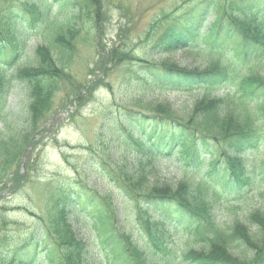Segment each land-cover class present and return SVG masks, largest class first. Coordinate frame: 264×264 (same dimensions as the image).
<instances>
[{
    "label": "trees",
    "instance_id": "1",
    "mask_svg": "<svg viewBox=\"0 0 264 264\" xmlns=\"http://www.w3.org/2000/svg\"><path fill=\"white\" fill-rule=\"evenodd\" d=\"M53 8L63 16L62 21L55 17L49 20ZM82 8L77 0H0V111L9 95L8 67L23 55L28 30L41 24L48 43L43 50L51 58L42 60L29 77L24 73L11 75L27 78L33 103L48 98L59 70L64 68L67 36L77 29ZM211 15L216 21L207 26ZM166 26L153 48L160 52L195 49L210 59L204 67L190 69L147 63L136 72L144 81L139 89L200 91L210 104L181 115L171 108L168 111L165 104L161 110L148 103L147 113L126 108L121 114V130L115 134L125 155L147 160L173 158L193 179L181 184V193L158 186L144 189L142 178H129L115 168L111 173L100 161L98 170L120 195V203L134 213L130 222L133 229L117 225L110 193L93 191L79 179L59 182L51 201L58 206L56 216L61 215L63 223L66 220L63 244L58 247L40 225L12 244H4L1 236L0 264L86 263L87 246L81 238L73 237L68 221L69 213L78 207L84 214L85 206L90 210L97 246L111 264H264V214L251 216L261 230L256 240L245 232H223L207 204V198L213 204L248 201L251 189L264 191V160L253 172L246 164V155L264 146V74L238 70L239 64L255 57L264 66V0H195ZM66 31L67 36L63 34ZM200 40L204 47L197 46ZM51 50L57 52L55 56ZM53 70L58 73L51 74ZM216 92L222 95H214ZM5 141L0 134V156L7 152ZM184 225L194 242H207L213 250H196L186 243L179 248L172 238L176 228ZM61 231L57 230V235L62 236ZM237 236L254 251L250 258L241 259L226 251L228 241Z\"/></svg>",
    "mask_w": 264,
    "mask_h": 264
},
{
    "label": "rangeland",
    "instance_id": "2",
    "mask_svg": "<svg viewBox=\"0 0 264 264\" xmlns=\"http://www.w3.org/2000/svg\"><path fill=\"white\" fill-rule=\"evenodd\" d=\"M77 1L83 7L78 31L74 30L70 37L67 31L63 33L70 38L65 49L68 56L48 98L33 103L27 78L20 80L11 75L24 73L29 77L42 60L51 58L43 50L48 45L42 35L44 24L28 30L25 52L9 65L10 71L5 74L10 79L8 101L0 112V134L7 145V152L0 156V237L4 244L19 241L40 225L61 246L66 239L63 235L66 220L63 223V217L56 216L58 206L51 198L59 182L75 179L93 191L110 193L117 225L132 230L130 222L134 213L120 203V195L98 170L100 161L111 173L115 168L129 178H142L144 189L158 186L181 193V184L193 179L173 158L147 160L130 153L125 155L115 133L121 130V114L126 108L147 113L148 103L158 105L161 110L160 106L165 104L168 111L171 108L181 115L189 114L196 106L210 104L200 91L139 89L144 81L136 75L147 63L189 69L208 63L210 57L204 51L178 48L160 52L159 48H153L168 20L195 0ZM48 17L63 20L54 8ZM215 21V15H211L206 24L210 26ZM197 46L204 47L202 40ZM51 52L54 56L57 53ZM259 59L250 58L239 64L238 70L245 73L253 69L264 74ZM53 73L58 72L53 70ZM261 160H264V146L246 155L248 170L256 171ZM247 195L250 200L233 203L213 204L207 198L208 210L223 232L229 234L235 230L239 235L245 232L259 240L261 230L251 216L264 214V191L251 189ZM86 208L83 214L76 207L68 216L73 237L81 238L87 246L84 264H111L97 246L88 215L90 210ZM186 229L187 225L179 226L172 238L179 248L186 243L196 250H213L207 242H194ZM57 230H62V236L57 235ZM239 238L230 239L226 251L241 259L250 258L254 251L247 241ZM225 247H220L223 252Z\"/></svg>",
    "mask_w": 264,
    "mask_h": 264
}]
</instances>
